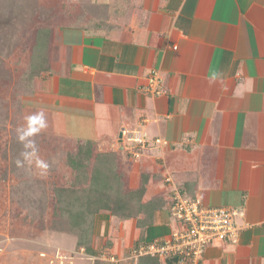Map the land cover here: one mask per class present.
<instances>
[{"label":"crops","instance_id":"crops-1","mask_svg":"<svg viewBox=\"0 0 264 264\" xmlns=\"http://www.w3.org/2000/svg\"><path fill=\"white\" fill-rule=\"evenodd\" d=\"M92 2L85 23L59 29L51 71L22 97L20 127L43 113L36 134L53 148L116 150L127 186L144 180V200L161 199L147 225L105 215L119 255L179 228L177 188L242 210L237 242L209 244L201 264H264V0ZM153 70L168 94L143 91Z\"/></svg>","mask_w":264,"mask_h":264},{"label":"rangeland","instance_id":"rangeland-1","mask_svg":"<svg viewBox=\"0 0 264 264\" xmlns=\"http://www.w3.org/2000/svg\"><path fill=\"white\" fill-rule=\"evenodd\" d=\"M76 2L0 0V264H135L132 249L126 248L120 255L114 251L116 241L110 236L107 213L96 215L86 232L57 228L60 221L53 216L52 188L72 177L70 167L63 163L66 152L35 134L29 139L35 142L36 156L31 161L22 156L31 151L25 149L27 141L19 140L18 130L22 129V97L30 91V70L36 61V28L47 25L53 33L48 74L56 35L60 26L72 22L68 12ZM37 78L41 77H34L33 85ZM63 148L75 150L70 144ZM124 157L121 154V168H126ZM37 160L48 167H38ZM79 238L95 253L78 249Z\"/></svg>","mask_w":264,"mask_h":264},{"label":"trees","instance_id":"trees-1","mask_svg":"<svg viewBox=\"0 0 264 264\" xmlns=\"http://www.w3.org/2000/svg\"><path fill=\"white\" fill-rule=\"evenodd\" d=\"M60 1V0H59ZM63 2V0H61ZM74 10L68 12L72 22L60 26L63 28L76 22L85 23L87 16L97 12L92 0H77L73 4ZM101 21V18H98ZM52 30L47 25L36 28L33 45V58H36L30 70V80L34 77H47L50 67V40ZM30 81V91L33 84ZM65 164L70 167L72 177L65 184H53L54 206L53 216L59 223L60 229L68 227L78 232H86L93 227L96 215L107 213L124 220L138 218L141 225L152 222L153 213L162 207L161 199L156 197L145 201L146 185L139 188H129L124 174L121 172L118 153L114 149L99 150L95 142L80 143L76 150L65 153ZM144 217H140V216ZM145 241L137 240L131 249L136 248ZM78 249H85L91 253L93 248L86 246L80 238ZM138 264H161L156 256H142Z\"/></svg>","mask_w":264,"mask_h":264},{"label":"built area","instance_id":"built-area-1","mask_svg":"<svg viewBox=\"0 0 264 264\" xmlns=\"http://www.w3.org/2000/svg\"><path fill=\"white\" fill-rule=\"evenodd\" d=\"M143 91L150 96H162L169 92L158 70L149 74ZM136 140L145 146V139ZM170 201V211L179 222V228L167 239L143 242L132 249L131 257L135 264L142 256L170 259L172 264H201L209 244L237 242L240 228L236 218L242 210L206 206L201 198H188L177 188L172 191Z\"/></svg>","mask_w":264,"mask_h":264},{"label":"clouds","instance_id":"clouds-1","mask_svg":"<svg viewBox=\"0 0 264 264\" xmlns=\"http://www.w3.org/2000/svg\"><path fill=\"white\" fill-rule=\"evenodd\" d=\"M26 121H27V127L18 130V138L22 143L27 141V143H25L24 145L25 149H31V151L23 152L22 156L24 157L25 160L31 161V158L33 156H36L37 148L35 146V142L29 138L33 137L41 129L46 128L47 123L43 113H38L28 116L26 117ZM18 163L20 162L18 161ZM37 166L42 169H46L48 167V165L45 162L40 160H37Z\"/></svg>","mask_w":264,"mask_h":264}]
</instances>
